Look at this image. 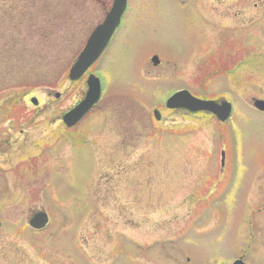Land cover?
<instances>
[{"label": "rangeland", "instance_id": "obj_1", "mask_svg": "<svg viewBox=\"0 0 264 264\" xmlns=\"http://www.w3.org/2000/svg\"><path fill=\"white\" fill-rule=\"evenodd\" d=\"M113 2L0 0V264H264V113L251 105L264 99V30L249 25L246 74V32L204 22L203 41L196 5L128 0L100 64L106 96L68 128L87 88L70 68ZM182 87L234 101V115L168 108Z\"/></svg>", "mask_w": 264, "mask_h": 264}, {"label": "water", "instance_id": "obj_2", "mask_svg": "<svg viewBox=\"0 0 264 264\" xmlns=\"http://www.w3.org/2000/svg\"><path fill=\"white\" fill-rule=\"evenodd\" d=\"M127 8V0H115L113 9L108 14L107 19L99 25L92 36L90 37L86 47L81 52L75 64L70 71L71 79H79L90 65L97 60L101 53L107 47L111 36L116 27L120 24L123 13ZM156 63L159 62L158 57H154ZM90 90L85 100H83L77 107L64 115L63 119L67 125L72 126L76 124L81 118L92 108V106L99 100L101 87L99 79L94 75L89 81ZM34 104H39L38 98H32ZM254 105L264 111V100L256 99ZM167 106L173 109H188L190 111H209L215 113L222 121H226L232 113V104L228 101L219 103L215 100H204L194 96L189 90H180L173 94L167 102ZM160 118L158 110L155 112ZM49 223V216L46 212L40 211L34 215L30 220V224L35 228H44ZM1 227V222H0ZM234 264H245L242 260L236 261Z\"/></svg>", "mask_w": 264, "mask_h": 264}, {"label": "flooded vegetation", "instance_id": "obj_3", "mask_svg": "<svg viewBox=\"0 0 264 264\" xmlns=\"http://www.w3.org/2000/svg\"><path fill=\"white\" fill-rule=\"evenodd\" d=\"M184 1L190 3V5L191 4L196 5V12H195L196 18L199 21L201 18L202 22L201 21H200V23L197 22L194 15H193V17L195 19L196 25L201 30L200 35H201V38L203 39V41L205 39L202 35L201 23H204V22L206 23V25L209 24V27L214 28L215 31H217L216 32L217 37H218L219 33L222 37H225V38H228L229 35H231L233 37L234 35H232V33H234V30H236V31L241 30L242 34L244 32H246L245 36H243V35L240 36V39H241L240 45L242 48L240 50L241 54L237 58L242 59V62L245 64V73L247 74L248 73L247 63L249 60L250 50H249L247 44H245V43L248 42V38L250 36L249 25L252 24V25L257 26V29L255 30V32H253V36L259 37L260 35L258 34V31L264 30V0H220L221 2L217 3V9L215 10L214 13H212L210 15L208 13L204 12V10H203L204 8L201 6V0L199 3H197L199 0H194V1L184 0ZM218 5H220L221 7L219 8ZM110 10H111V8L109 10H107L106 15L103 18L102 22L106 19L107 14ZM124 18H125V15H124L123 19ZM99 24H97L96 27ZM122 26H123V23L116 30V32L113 36V39L111 40L109 46L107 47L105 52L102 54V56L91 66V68L81 78V79H85V83H86L87 88H86L84 96L78 102H80L81 100H83L85 98L87 91L89 90V78L94 73H97L102 79V97H101L99 104L101 103V101L106 96L107 88H108L107 77L104 75V73H102V71L100 69V64L106 59L110 49L112 48V46L116 42V39L118 37V34H119ZM205 29H207V28H205ZM93 30H92V32H93ZM91 33L89 34V36L91 35ZM236 38L238 39L237 36H236ZM244 44H245V46H244ZM232 63L233 62H230V65H233ZM241 65H243V64H241ZM225 68H228V67H225ZM229 68H231V67H229ZM224 70H222V71H224ZM211 73L214 74V73H216V71L212 70ZM95 108H96V106H95ZM122 174H123L122 170L120 171V173L119 172L117 173V175H119L120 177H119V179H114V181H115L114 186H116L117 183H118V185H120V183L122 182V179H123ZM113 177H116V176L114 175ZM113 177H112V179H113ZM101 179L102 180L104 179V175L101 176ZM108 190H110V188Z\"/></svg>", "mask_w": 264, "mask_h": 264}, {"label": "trees", "instance_id": "obj_4", "mask_svg": "<svg viewBox=\"0 0 264 264\" xmlns=\"http://www.w3.org/2000/svg\"><path fill=\"white\" fill-rule=\"evenodd\" d=\"M45 4H43L42 6H41V9H40V13H44V12H46L47 10H49L48 9V7H50V5L51 4H49V3H46V2H44ZM53 5V4H52ZM47 13V12H46ZM48 21V20H47ZM2 23V22H1ZM0 23V24H1ZM31 24H34L33 22H31ZM37 24H38V27L39 28H36V29H40L41 31H42V33H41V36L42 37H45V31L47 30V28H48V26H49V22H45V19H44V21L43 20H40V21H38L37 22ZM13 47V45H11V47H10V50H11V48ZM19 49H21V48H23V46L22 47H18ZM27 50V49H26ZM18 52V55H19V52L21 51V50H17Z\"/></svg>", "mask_w": 264, "mask_h": 264}]
</instances>
